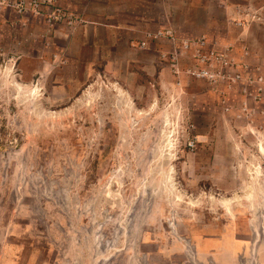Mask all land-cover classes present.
Listing matches in <instances>:
<instances>
[{
  "label": "rangeland",
  "instance_id": "1",
  "mask_svg": "<svg viewBox=\"0 0 264 264\" xmlns=\"http://www.w3.org/2000/svg\"><path fill=\"white\" fill-rule=\"evenodd\" d=\"M32 1L0 0V264H264V0Z\"/></svg>",
  "mask_w": 264,
  "mask_h": 264
},
{
  "label": "built area",
  "instance_id": "2",
  "mask_svg": "<svg viewBox=\"0 0 264 264\" xmlns=\"http://www.w3.org/2000/svg\"><path fill=\"white\" fill-rule=\"evenodd\" d=\"M44 2H45V0H44ZM25 5H26V2L25 1H22L19 4V6H21L22 8H24ZM31 5L34 6V7H38L40 5V1L39 0H33L32 3H31ZM145 44H146V42H145ZM215 55H216V52L215 51H212L209 55H206L205 57H203L201 61L205 62L206 59L215 58L216 57V58L224 61L226 64H228V61L226 59H223L222 56H220L218 54L216 56ZM192 73H193V75H195L197 77H208V78L209 77H212V74H211V70L210 69H204L202 71L196 70V71H193Z\"/></svg>",
  "mask_w": 264,
  "mask_h": 264
},
{
  "label": "bare ground",
  "instance_id": "3",
  "mask_svg": "<svg viewBox=\"0 0 264 264\" xmlns=\"http://www.w3.org/2000/svg\"><path fill=\"white\" fill-rule=\"evenodd\" d=\"M252 196V195H251ZM250 198H252V197H250Z\"/></svg>",
  "mask_w": 264,
  "mask_h": 264
}]
</instances>
